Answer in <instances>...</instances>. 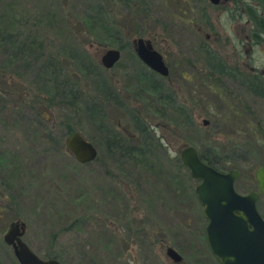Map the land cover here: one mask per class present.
Returning a JSON list of instances; mask_svg holds the SVG:
<instances>
[{
    "label": "rangeland",
    "instance_id": "374dc122",
    "mask_svg": "<svg viewBox=\"0 0 264 264\" xmlns=\"http://www.w3.org/2000/svg\"><path fill=\"white\" fill-rule=\"evenodd\" d=\"M228 17L205 0H0V264H18L3 242L16 220L36 255L61 264H176L166 247L180 264H219L179 151H216L219 170L239 172L237 192L259 193L264 98L241 84L264 85V44L245 45L254 71H242L241 84L212 74L200 52L207 44L228 56L232 40L250 36V22ZM139 37L164 58L169 89L152 86L135 55ZM108 48L121 56L105 70L99 57ZM69 128L97 146L93 162L80 165L68 152ZM124 128L142 155L124 151ZM257 210L264 218L260 194Z\"/></svg>",
    "mask_w": 264,
    "mask_h": 264
},
{
    "label": "water",
    "instance_id": "95a60500",
    "mask_svg": "<svg viewBox=\"0 0 264 264\" xmlns=\"http://www.w3.org/2000/svg\"><path fill=\"white\" fill-rule=\"evenodd\" d=\"M218 5L222 1L207 0ZM135 55L150 70L167 76L169 69L162 55L148 48L142 37L135 41ZM120 49L108 48L100 57L103 69L113 68L120 60ZM208 120L203 121L207 126ZM65 147L78 164L91 163L97 158V146L87 141L77 131L69 133ZM180 161L190 177L199 182L194 193L201 205V213L206 220L205 236L210 253L219 264H264V219L257 210L259 194L264 196V166L256 168L254 179L258 192L241 194L235 190V180L239 172L234 169L217 171L209 163L201 160L192 145L180 151ZM25 224L20 220L9 223L3 234V242L12 248L18 264H61L56 258L41 259L23 241ZM165 255L180 264L182 256L172 247H166Z\"/></svg>",
    "mask_w": 264,
    "mask_h": 264
},
{
    "label": "flooded vegetation",
    "instance_id": "af4514ba",
    "mask_svg": "<svg viewBox=\"0 0 264 264\" xmlns=\"http://www.w3.org/2000/svg\"><path fill=\"white\" fill-rule=\"evenodd\" d=\"M205 1L208 2L207 0H205ZM245 2H246L245 0H229L228 2L222 1L218 5H214L210 2H208V4L210 6H212L213 8L223 9V10L227 11L229 14L228 18L232 21L238 20V22H240L241 20H244V18H245L247 20V22H250L249 18L247 16L246 10L250 9L253 12L255 11V13L258 15V11L256 10L257 5L255 3L254 6H251V5L246 6L244 4ZM250 23H251L250 34H249L250 36L248 37V31H245V35L238 37L234 41L232 40L231 41V43H232L231 49L229 52L226 53V54H228V56H226V55L224 56V54H222L218 49H216L214 47L212 48V47L208 46L207 44L201 45L200 52L204 51L205 55H207V58H206L207 61L205 62V64L209 65L212 74L216 73V74H222V75H225V74L230 75L236 83V82H239L238 77H239V75H242L241 74L242 71H247L248 73H250L251 71H254L251 68V66L248 63H246V61H251V56L249 53L250 50L245 51V45H247L248 48L250 49V47L253 46L252 44H254L255 46L257 44H264V32L261 31L258 27L253 26L252 22H250ZM215 39H216V36H215ZM250 42H252V44H250ZM146 46L148 48L153 49L147 43H146ZM235 62H239L241 68L239 66L238 68L232 70V72H231L230 70L227 69V65L225 63H235ZM248 69L250 72L248 71ZM150 71H151L150 73L153 76L152 77V83H153L152 86L153 87L162 88V85H164V83H165V85H164L165 88L169 89L167 82H164V79H167L169 73L167 76H163V75L161 76V75L155 73L153 70H150ZM258 73L261 76H264V72L261 71ZM255 74L257 75V73H255ZM203 77L204 76H200L201 80L203 79ZM244 81H245V83L244 82L242 84L240 82L239 83L242 86H244L246 89H248L253 95H255L257 97L259 96V97L264 98V85L262 86L261 84L257 83V81H254L253 79H250V80L244 79ZM168 96H169L168 92L165 93L164 97H165V99L168 100V105H170L171 101H169ZM160 97H161V95H160ZM237 99L238 98L232 96V101H237ZM155 101L156 100H153V102H155ZM221 102H222L224 107H228L227 103L224 102V99H222ZM186 111H187V109H186ZM190 114H192V112H190ZM203 121H202V124H203ZM208 124H209V121H208ZM123 131L128 137V139H126L125 141H129V139H133V137H134L133 133L132 134L129 133L128 130H126L125 128ZM179 156H180V154H179ZM199 156H200V153H199ZM217 171H222V170H217ZM194 181H196V180H194ZM196 182L199 184L198 181H196ZM234 186H235V184H234Z\"/></svg>",
    "mask_w": 264,
    "mask_h": 264
},
{
    "label": "trees",
    "instance_id": "16d2710c",
    "mask_svg": "<svg viewBox=\"0 0 264 264\" xmlns=\"http://www.w3.org/2000/svg\"><path fill=\"white\" fill-rule=\"evenodd\" d=\"M254 2L256 3V10L258 11V15L255 13V11H251L250 9H247V16L249 18V21L252 22L253 26L258 27L261 31L264 32V0H254ZM119 48L122 49V46L120 45ZM91 64L93 65L95 62L90 61ZM90 64V65H91ZM85 65H89L88 62L85 63ZM98 66V65H97ZM95 66V67H97ZM183 109V108H182ZM185 109V108H184ZM188 111H186L183 114L184 117H186V119H188V121L194 122L193 119H191V114L187 113ZM136 114H132V119L134 120L133 122H135V126L137 128V130H139V132L141 133V136L145 137V142L148 141L150 139L148 132H147V125L144 123H141L140 121L142 119H144L143 117H141L140 111L136 110L135 111ZM194 124V123H192ZM195 125V124H194ZM72 132V128L68 129V133L67 135H69V133ZM130 133V132H129ZM132 134V133H131ZM128 139V137L126 136V138L124 140ZM123 140V141H124ZM133 140H135V136L133 137V139H129V141H127L126 143V148H124V151H128L129 154H137V156L142 155L141 153L144 151L143 149V144H136V145H130L128 144L129 142H133ZM217 153L216 151L212 152V154L210 153H205V152H200V157L203 161H205L207 164L209 163L212 167H214L215 169L219 170L220 168H222L223 164H221L222 162L217 161ZM53 258L58 259L57 255H54Z\"/></svg>",
    "mask_w": 264,
    "mask_h": 264
}]
</instances>
